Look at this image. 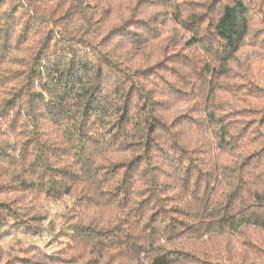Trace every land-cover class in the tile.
I'll list each match as a JSON object with an SVG mask.
<instances>
[{"label": "trees", "instance_id": "1", "mask_svg": "<svg viewBox=\"0 0 264 264\" xmlns=\"http://www.w3.org/2000/svg\"><path fill=\"white\" fill-rule=\"evenodd\" d=\"M2 241L0 264H264V0H0Z\"/></svg>", "mask_w": 264, "mask_h": 264}, {"label": "rangeland", "instance_id": "2", "mask_svg": "<svg viewBox=\"0 0 264 264\" xmlns=\"http://www.w3.org/2000/svg\"><path fill=\"white\" fill-rule=\"evenodd\" d=\"M46 209L50 212V214H54V213H58L59 211H61V206L60 204H45ZM20 237H15L13 239H11V242L15 243L16 240H18ZM24 238H21V240H23ZM27 243L33 244H39V245H43L44 244V237L41 238H25L24 239ZM6 241H2L0 242V247L4 248ZM54 249V247L48 246L45 248L46 252L49 253Z\"/></svg>", "mask_w": 264, "mask_h": 264}]
</instances>
